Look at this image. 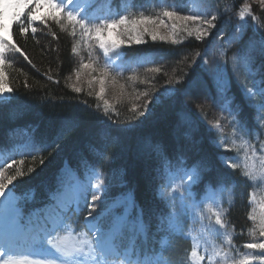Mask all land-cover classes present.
<instances>
[{"label": "snow or ice", "instance_id": "snow-or-ice-1", "mask_svg": "<svg viewBox=\"0 0 264 264\" xmlns=\"http://www.w3.org/2000/svg\"><path fill=\"white\" fill-rule=\"evenodd\" d=\"M213 2L201 0L203 11L196 14H181V9L176 7L173 10L165 8L159 15L151 16L143 14V5H137L134 0L131 3L130 0H0V100L9 103L14 98V90L6 82V54H19L35 67L29 56L7 34L10 28L18 29L19 35L27 38L29 33L35 36L38 23L47 27L51 20L63 30H70L69 34L74 38L79 34L81 38L94 40L102 51L103 65L93 57L92 45L89 44V62H81V69L98 74L92 75L88 81L89 86L94 81L99 84L98 99L105 93L106 81H111L116 87L117 80L112 72L128 70L123 48L145 44V37H150L153 42L172 40L176 44L181 34L205 44L202 54L197 52L193 57V63H196V57L200 58L198 67L203 74L185 73L183 79L169 78L168 83L173 87L165 88L158 96H152L148 91L141 94L144 101L133 108L138 117L144 118L139 124L113 128L112 125H119V122L108 115L110 105L104 100L106 120L101 121L102 127L95 133L104 143L87 144L89 153L98 157L99 163H93L83 155L77 167H72L65 160L56 177V188L49 191L48 203L26 211L16 183L24 176L22 166L25 160L12 156L10 161L0 164V264H176L172 242L187 239L183 236L186 223L206 203L215 205V210L212 207L207 209L214 217V223L205 227L218 239L222 238L223 245H227L229 250L224 251L221 247L208 254L207 251L201 253L194 245L186 252L181 264H264V217L260 219L258 233L253 232L258 239L242 244V249L248 250L242 256L233 255L240 249L233 243L229 231L232 226L230 208L225 209L222 197L229 186L234 188L235 182L217 168L216 161L233 172L240 168V164L238 158L219 153L213 156L205 150L203 137H197L198 125L192 119L189 107L191 104L202 109L211 104L225 113L232 126L249 140L264 134V0H256L260 15L254 14L252 6L245 3L235 23L228 5L221 10L218 0L215 7ZM101 5L105 7L101 8ZM133 11L139 14L133 15ZM189 22L196 26H190ZM229 24L232 31L224 40V29ZM228 49H234L230 59ZM72 51L76 52L75 46ZM180 54L184 55L183 52ZM210 54L219 59L210 61ZM113 55L122 63L116 64ZM149 71L159 72L160 68H150ZM80 75L77 71L78 80ZM48 79L52 77L48 76ZM123 87L119 85L121 90ZM73 90L79 93L81 88L74 87ZM2 108L3 104H0ZM245 108L253 112L254 128L249 127L243 115ZM157 109L160 110L158 115ZM153 117L154 122L165 124L171 143L153 142L150 137L140 138L134 146L137 158L149 175L148 165L153 160L159 161L160 167L153 169L157 173L156 178H161L162 171L174 168L169 179L178 178L180 182L179 189L170 194L167 191L170 183L156 189V197L164 202V209L156 214L154 225L145 221V209L138 207L134 198L129 199L131 189L115 198L109 195L114 186L127 187V169L113 170L107 178L97 171L105 163H111L113 157L108 151L111 144L119 143L123 133L138 128ZM65 125L64 131L78 126L70 121ZM213 127L219 128L220 125ZM37 128H33L29 139L19 145L23 157H42L49 149L55 151L64 138V131H61L49 142L47 137L36 135ZM213 143L222 152L232 151L219 141ZM169 147L173 153L171 156ZM254 157L255 151L248 159ZM260 160L264 169V155ZM39 162L43 165L45 161L41 158ZM249 167L254 168V165H245L246 169ZM81 168L83 175L80 174ZM241 176L249 184L250 206L254 174L245 170ZM30 191L34 194V189ZM125 204L137 207L135 219L129 218L130 213L115 211ZM260 207L264 211V204ZM81 212L84 213L83 227L91 239L69 246L68 237L60 238L56 234L64 229L66 221L79 224L75 217ZM247 218L256 220L251 214ZM22 252L23 257L16 258Z\"/></svg>", "mask_w": 264, "mask_h": 264}, {"label": "trees", "instance_id": "trees-1", "mask_svg": "<svg viewBox=\"0 0 264 264\" xmlns=\"http://www.w3.org/2000/svg\"><path fill=\"white\" fill-rule=\"evenodd\" d=\"M196 1L199 2L203 11L201 0ZM131 2L132 0H130ZM134 2L137 5H143L144 13L148 12L149 9L157 8L161 4L160 2L171 10L179 7L181 14H186L188 10V0H134ZM242 2L243 0H218L221 10L224 9L225 5L229 6L233 23L236 21L233 15L237 13ZM215 6L216 0L213 2V7ZM252 10L254 14L260 15V9L257 5H254ZM224 31L225 37L223 39L226 40L228 33L232 31L231 24L227 25ZM69 32L70 30H63L60 25L51 20H49L47 27L38 23L35 36L29 33L27 38L21 37L18 29H9L10 38L22 48L35 65L33 67L28 64L19 54H6L8 63L5 66V71L8 84L14 90V98L11 99L10 103L7 101L0 102L3 104V108L0 109V149L9 150L16 147L17 150L11 157L15 156L17 159L23 158L25 160L22 166L24 176L16 181L17 192L21 194L25 210L49 202V191L56 188V177L65 160H68L72 167H77L83 155L93 163H99V158L89 153L87 144L89 142L104 143L95 135L97 130L102 127L101 121L106 120L104 110L100 107L95 96L87 90H81L77 93L72 88L71 81L77 68L72 51L76 37H72ZM251 34L249 32V35ZM220 43H223V40ZM204 47L205 44L195 39H189L176 44L146 41L140 46L133 45L131 48L123 49V52L126 53L124 58L139 62L132 70L119 75L121 82L127 86L133 85V87L127 91L129 98L120 100L114 109L115 111L108 113L119 122V125H112V127L122 126L126 128L129 124H139V121L144 119L130 111V108L138 107L144 101L145 98L141 95L143 92L148 91L152 96H158L165 88L173 87L168 83L169 78L173 80L183 79L185 73L189 75L203 74V70L198 67L200 58L196 57V63H193V57L197 52L202 54ZM233 50L228 49L229 59ZM181 52L184 55H181ZM208 59L211 61L219 58H213L210 54ZM150 68H160V71L150 72ZM48 76H51L52 79L49 80ZM129 77L135 78L129 79ZM233 90L235 91V88ZM130 93H133V96ZM258 100L259 98H257ZM149 107L151 108L152 105L150 104ZM189 107L192 109V119L198 125L197 137H203L205 150L213 156L217 153L227 157L235 156L232 152H222L213 143V141L220 142L221 136L224 139L228 134L234 133L233 131L236 129L232 126L230 118H226L225 113L211 104H206L202 109L191 104ZM159 111L157 109V115ZM243 115L248 120L249 127L254 128L252 110L245 108ZM154 120L155 117L150 118L138 128L123 133L120 142L111 144L108 149L113 157L111 163H105L103 168H97V171L101 172L105 178L111 175L113 170L127 169V187L114 186L109 195L117 197L131 189L129 199L134 198L136 205L145 209V221H150L152 224L155 222L156 214L164 209V202L156 197V188L167 171H162L161 178H156L157 173L153 169L160 167V163L153 160L148 165L150 175L145 173V166L138 160L134 146L140 138L144 137H150L153 142L171 143L165 124L159 121L154 122ZM67 121L78 126L70 131H64ZM216 124H219L220 127L214 128L213 126ZM36 126H38L36 135L47 137L49 142L61 131H64V138L55 151L49 149L43 153L42 157H23L19 145L29 139L33 128ZM236 132L237 136L239 135L243 139L245 147L264 155V148H262L264 146V134L257 136L254 140H249L237 130ZM224 141L225 143L228 142L226 139ZM169 154L170 156L173 155L171 147H169ZM41 158L45 161L43 165L39 162ZM216 165L230 181L235 182L234 188L229 186L224 193L231 196V203L228 206L230 208L229 220L232 224L230 232L233 234V243L240 246L244 242H249L253 236L254 221H249L247 218L249 214L254 215L255 213L256 204L253 188H251V205L249 206V184L242 178V170L239 168L233 172L219 160L216 161ZM28 169L33 171L29 172ZM81 172H83L82 168L80 169ZM32 189H34V194L30 191ZM150 209L151 212H149ZM128 211L130 213L129 218L135 219L137 207H130ZM83 215L82 212L75 219L79 221ZM189 247L190 242L188 240H174L172 242L174 261L176 262Z\"/></svg>", "mask_w": 264, "mask_h": 264}, {"label": "rangeland", "instance_id": "rangeland-1", "mask_svg": "<svg viewBox=\"0 0 264 264\" xmlns=\"http://www.w3.org/2000/svg\"><path fill=\"white\" fill-rule=\"evenodd\" d=\"M161 4L155 8L154 10L149 9L148 12L144 13L145 15H151V16H156L159 15L163 9L167 8L166 5L162 4V2H160ZM245 3L250 4L252 7L254 5H257L256 0H243V2L241 3V5L239 6V10L243 7V5ZM258 6V5H257ZM105 7L104 5H101V8ZM187 13L186 14H196L197 12L202 11L200 8V4L199 2H197L196 0H188L187 2ZM168 9V8H167ZM171 10V9H168ZM234 16V19L236 20L237 16H238V12ZM139 14L136 11H133V15ZM5 23H8V21L6 20ZM190 26L195 27L196 25H193L192 22H189ZM9 35V30L8 33ZM189 39H194L192 37H186V35L181 34L180 36V41H178L177 43H181L184 41H187ZM146 41H152L150 37H145ZM159 42H169L172 43V40H166V41H160L157 40ZM91 44V51L93 53V57L99 61V63L101 65H103L104 62V58L102 55V51L98 48V45L96 44V42L94 40H91L88 37L85 38H81L79 36V34L77 35L75 41H74V45L76 47V52L74 53V57H75V61L77 63V68L74 72V75L72 77V81L71 84H73L72 88L74 87H80L81 90H87L89 93H91V95L95 96V98L98 100V103L100 105V107L103 109V103L104 100H107L109 102L110 108H109V112H114L115 107H117L118 102L120 100H125L127 98H129L128 94L130 90V88L133 87V85H125L124 82H121L119 79V75L120 73H115L112 72L111 75H114L116 77L117 80V85L114 88L113 85L111 84V81H106L105 83V93L103 94V96L98 99L97 98V92L99 91V84L97 82H93L91 86H89L88 81L92 78V75H98L97 73H91V70L89 69H81V62L83 63H88L89 62V56H88V52H89V47L88 45ZM127 48V47H125ZM123 48V49H125ZM113 59L115 61L116 64H120L122 63L121 60L116 59V57L113 55ZM124 61H126V67H127V71L132 70L136 63H138L139 61H132L130 59H126L124 58ZM95 67V64H94ZM77 71H79L81 73L79 80L77 79L76 73ZM6 82L8 83V79L6 76ZM119 85H123V89L121 90L119 88ZM131 94V93H130ZM133 96V93L131 94ZM136 97V96H134ZM0 102H6V101H2L0 100ZM130 111H133V108H130ZM234 133H230L228 134L227 137H225L224 139L222 138V136L220 137V143L226 144L227 147L231 148L232 152L235 154V156H233L234 158H238V163L240 164V169L243 171L245 170H249L252 171L254 174V178L251 181V185L253 188V192H254V202L256 204V208H255V213L254 216L256 217V220L254 221V225H253V229H252V233L256 232L258 233L259 230V222L260 219L262 217H264V211L261 210L260 205L264 204V169L261 168V160L260 157L263 155L260 152H255V157L253 159H248V157H252L253 156V149L247 148L245 147V144L243 143V139L241 137H239V135L237 136V132L236 130L233 131ZM227 140L228 142L225 143L224 140ZM2 161V155L0 154V163ZM254 165L253 167H249L248 169L245 168V165ZM175 170V169H174ZM167 172L166 175L162 176V180L161 183L158 184V187H161L163 185L166 184H171V187H169L167 189L168 193L170 194L174 189H179L180 187V182L179 179L176 178L174 180H170L169 177L171 175L172 172ZM156 188V189H157ZM111 198H115L110 196ZM223 206L227 209L229 206V203H231V196L229 194H225L223 193ZM99 203V202H98ZM212 207L213 210H215V205H212L210 203H206L204 204L202 209H197L195 212V215L189 220L190 226H187V228H184L183 231V236L187 237V239L190 240V248L188 249V251H190L191 247L196 245L198 246L199 251H201V253L207 251L208 254H211L213 251L219 250L221 247H223L224 251H228V247L227 245H223L222 243V238L218 239L216 234L214 232H209L207 227H205L206 225H208L209 223H214V217L211 216V214L208 212V208ZM128 205L125 204L123 207L117 208L115 209V211L117 213H124L127 214L126 210H128ZM97 211H100V208L97 209ZM86 231H88L86 229ZM230 231V229H229ZM89 234V232H88ZM253 235V234H252ZM233 236V234H232ZM60 237V236H59ZM65 237H68L67 243L69 244V246L74 245V244H79L80 242L84 241V240H89L88 237L85 235V233L82 232H73V231H69L68 235H66ZM253 239H258V236H252L250 241ZM235 245V244H234ZM238 248L240 249L238 253H233V255H243L244 253H246L248 250L246 249H242V245L238 246ZM187 251V252H188ZM185 254L183 256V260L185 259ZM24 255V253H20L18 254V256L16 258H22ZM181 264V263H180Z\"/></svg>", "mask_w": 264, "mask_h": 264}]
</instances>
